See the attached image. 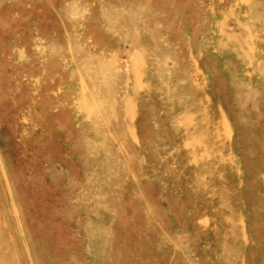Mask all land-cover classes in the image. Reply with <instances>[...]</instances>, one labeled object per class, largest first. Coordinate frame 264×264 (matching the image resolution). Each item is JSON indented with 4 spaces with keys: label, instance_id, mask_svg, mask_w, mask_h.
<instances>
[{
    "label": "rangeland",
    "instance_id": "rangeland-1",
    "mask_svg": "<svg viewBox=\"0 0 264 264\" xmlns=\"http://www.w3.org/2000/svg\"><path fill=\"white\" fill-rule=\"evenodd\" d=\"M0 264H264V0H0Z\"/></svg>",
    "mask_w": 264,
    "mask_h": 264
}]
</instances>
